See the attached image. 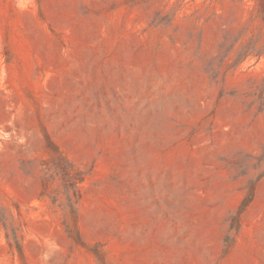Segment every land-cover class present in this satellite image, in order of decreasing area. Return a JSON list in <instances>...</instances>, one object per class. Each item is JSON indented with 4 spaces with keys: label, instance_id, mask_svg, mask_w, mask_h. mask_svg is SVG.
<instances>
[{
    "label": "rangeland",
    "instance_id": "obj_1",
    "mask_svg": "<svg viewBox=\"0 0 264 264\" xmlns=\"http://www.w3.org/2000/svg\"><path fill=\"white\" fill-rule=\"evenodd\" d=\"M257 36L253 0H0V264H264V58L229 67ZM42 128L86 174L83 245Z\"/></svg>",
    "mask_w": 264,
    "mask_h": 264
},
{
    "label": "trees",
    "instance_id": "obj_2",
    "mask_svg": "<svg viewBox=\"0 0 264 264\" xmlns=\"http://www.w3.org/2000/svg\"><path fill=\"white\" fill-rule=\"evenodd\" d=\"M256 17L264 28V0H253ZM233 46L226 53H230ZM249 55H254L257 59L264 58V42L257 36L250 37L247 43L237 49L236 56L229 67L236 66L245 61ZM44 151L46 157L40 161L42 175L40 176V196L48 197L52 206L61 208L65 217L62 220L64 229L76 244L83 245L78 230V203L81 199L80 184L85 179V172L80 170L63 150L50 138L44 128ZM58 182L60 189L53 188V184ZM254 185L247 188V191L239 203L235 213L230 217L229 230L234 234L238 232L241 225V215L252 201ZM0 223L5 229V237L10 246L15 248L20 259L23 260L24 254L16 229L9 226L7 216L1 212ZM10 229V233H9ZM235 235H227L224 240V253H227L234 243ZM100 264H105V259L101 251L92 250Z\"/></svg>",
    "mask_w": 264,
    "mask_h": 264
}]
</instances>
